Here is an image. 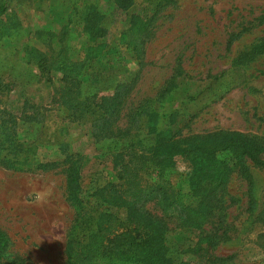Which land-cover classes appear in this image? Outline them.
I'll list each match as a JSON object with an SVG mask.
<instances>
[{"label": "rangeland", "instance_id": "rangeland-1", "mask_svg": "<svg viewBox=\"0 0 264 264\" xmlns=\"http://www.w3.org/2000/svg\"><path fill=\"white\" fill-rule=\"evenodd\" d=\"M5 2L0 109L17 117L19 141L37 147L29 164L42 165L28 170L0 162L5 264H67L68 235L80 211L67 191L69 167L80 166L89 209H106L88 196L93 187L119 183L123 164L131 154H148L157 133L264 136V49L257 47L264 39V0H0ZM244 53L255 56L236 63ZM43 57L52 81L40 70ZM72 70L76 79L65 84L62 76ZM172 79L175 87L167 93ZM117 88L119 109L104 131L102 96ZM73 97L90 105L79 119L64 104ZM150 112L158 115L157 133L150 131ZM24 115L38 120L24 121ZM246 164L252 185L237 168L228 173L229 238L214 239L213 223L193 228L166 221L177 264H264V168ZM171 171L182 201H195L182 156ZM145 172L158 175L155 168ZM146 208L162 216L154 202ZM109 209L126 216L125 207Z\"/></svg>", "mask_w": 264, "mask_h": 264}, {"label": "trees", "instance_id": "trees-1", "mask_svg": "<svg viewBox=\"0 0 264 264\" xmlns=\"http://www.w3.org/2000/svg\"><path fill=\"white\" fill-rule=\"evenodd\" d=\"M6 12V2L1 3L0 18ZM257 47L264 49V39L259 41ZM254 56L253 53H244L236 63H248ZM39 67L42 75L52 81L46 57L40 60ZM76 72L67 71L62 81L65 84L73 82ZM121 86L124 85L118 88ZM174 87L172 79L166 92L172 91ZM118 88L114 93L102 96L104 118L101 126L104 131L119 109L122 91ZM62 94L72 96L68 91ZM64 104H70L76 119L84 116L90 107L75 97L64 98ZM39 108L34 107L32 113L39 114ZM7 116L8 112L0 109L2 166L18 168L27 165L28 170L40 169L42 165L34 167L28 162L31 160L29 153L37 147L35 144L25 146L24 142L19 141L15 131L17 117L12 120ZM149 118L150 131L157 133L155 124L158 115L150 112ZM22 119L38 120V117L24 115ZM148 152L139 156L130 155L129 161L121 168L119 183L107 182L93 187L92 194L88 196L100 199L107 206L106 209H89L85 204L89 197L85 199L80 166H72L65 171L69 197L80 207L68 235L65 249L67 264H177L170 254L166 221H176L179 227L193 228L213 223L214 239L229 238L224 201L228 173L230 169L237 168L252 185V176L246 162L251 161L264 168V136L238 131L218 130L188 136L160 132ZM180 156L187 162L189 195L195 201H182L183 191L173 182L171 170L176 168ZM150 168L158 169L156 177L146 176L145 171ZM150 202H154L161 210V217L146 208ZM112 206L125 207L126 216L116 215L109 209ZM7 244L6 234L0 229V264H5L3 259ZM190 251L197 253L198 250L192 248Z\"/></svg>", "mask_w": 264, "mask_h": 264}]
</instances>
